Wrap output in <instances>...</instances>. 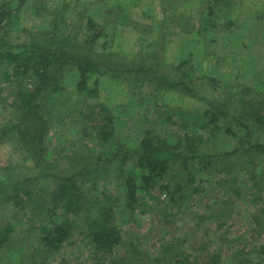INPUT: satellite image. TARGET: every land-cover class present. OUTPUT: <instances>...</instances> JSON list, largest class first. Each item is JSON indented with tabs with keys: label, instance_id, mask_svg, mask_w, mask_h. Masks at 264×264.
Instances as JSON below:
<instances>
[{
	"label": "trees",
	"instance_id": "1",
	"mask_svg": "<svg viewBox=\"0 0 264 264\" xmlns=\"http://www.w3.org/2000/svg\"><path fill=\"white\" fill-rule=\"evenodd\" d=\"M25 1L0 0V112L6 114L0 144L30 163L21 169L8 162L0 166V205L29 212V244L25 247L13 233L10 220L0 224V262L43 264L62 247L80 243L90 249L92 264H264V83L261 90L237 84L223 96L215 94L217 81L201 74L199 79L209 82L212 91L210 97L199 95L189 86L195 81L190 65L181 70L189 60H180L168 71L158 55L121 58L106 50L107 40L99 42L103 31H95L93 17L83 28L74 23L59 29L58 22L53 23L50 31L32 32L26 42L14 44L13 18ZM230 1H206L199 18L205 32L206 26L218 28L216 11ZM167 3L170 8L153 26L158 40L174 25L191 31L189 23L179 22L177 5ZM126 18L122 14L119 20ZM259 21L264 29V8ZM224 24L228 28L232 22ZM100 78L121 80L128 96L166 90L203 99L206 108L179 114L184 131L173 142L171 132L153 128L132 141L120 139L108 108L88 101L98 96ZM167 109H158L162 116L157 117L174 123L173 115L165 116ZM63 134L67 137L62 142ZM217 137L229 138L234 146L220 152L213 142ZM49 138H56L52 151ZM65 148L74 149L73 154L67 155ZM60 158L65 163H59ZM108 183L112 193L105 188ZM208 187L220 192L190 214V226L216 222L213 251H197L194 239L187 245L184 236L161 238L157 253L141 249L140 240L124 242L118 218L136 221L138 213L156 210L155 218L171 219L174 209L190 208V201ZM154 188L165 197H152L155 204H149L145 195ZM246 196V203L258 205V210L243 234L232 235L229 221Z\"/></svg>",
	"mask_w": 264,
	"mask_h": 264
},
{
	"label": "rangeland",
	"instance_id": "2",
	"mask_svg": "<svg viewBox=\"0 0 264 264\" xmlns=\"http://www.w3.org/2000/svg\"><path fill=\"white\" fill-rule=\"evenodd\" d=\"M171 4L177 5L174 9L176 16H179V22L183 25L189 23L190 32L180 29L174 25L172 31L162 33L164 37L158 40V31L153 28L161 20V16L168 11ZM26 0L17 8V2H12L11 6L15 11L13 18V30L10 34L11 42L14 44L24 43L28 36L33 33H43L51 30L53 23L58 22L59 29L67 28L72 24H80L82 28L88 17L94 18L95 31L102 30L103 36L99 42L107 40L105 48L117 56L131 60L137 54L144 57H157L169 68L174 67L180 60H189L181 70L190 65V76L194 83L189 85L199 95L210 97V85L205 79H199L201 74L213 77L217 81L216 93L225 95L231 92V89L237 84L244 83L253 85L260 90L264 83V29L259 21V14L264 8V0H231L230 5L221 6L220 11H216L215 21L217 29L206 26V32L203 24L199 21L201 10L205 8L207 0ZM212 2V1H211ZM222 4V3H220ZM126 15L125 21H121L120 16ZM185 16V17H182ZM59 17L61 19L59 20ZM187 17V18H186ZM227 20L232 22L231 27L224 28ZM105 24L101 27L100 25ZM151 28L152 31H151ZM204 30V31H202ZM33 32V33H32ZM37 34V35H38ZM99 47V46H98ZM156 52V54H146ZM175 70L173 69V72ZM171 72V73H173ZM199 79L200 81H198ZM99 94L91 98L90 103L99 102L104 104L112 114L115 124V134L120 139L130 141L137 138L139 132L147 128H153L157 132H171V142L176 136H180L184 131L179 127V114L193 111H203L206 108L207 101L197 97H187L178 93H163L142 91L138 95L128 96L125 91L124 83L119 79H102L99 81ZM4 94L7 96L8 92ZM212 91V90H211ZM191 96V95H190ZM10 100V97L6 100ZM167 105L168 109L165 116L173 115L174 123H167L158 118L159 113ZM6 116L0 112V123ZM162 116V115H160ZM69 124V122L65 121ZM66 124V125H67ZM174 127V128H173ZM51 135V134H50ZM67 134H63L62 142ZM59 136V135H58ZM224 137V136H223ZM228 139L227 142L226 140ZM232 140V138H231ZM56 138L47 140L48 147L52 151L53 142ZM233 141V140H232ZM79 142V141H78ZM77 142V147L79 143ZM215 147L229 150L234 143L229 138L217 137L213 141ZM234 142V141H233ZM75 148V147H74ZM74 149L65 148L64 152L73 154ZM64 153V154H65ZM75 155V154H74ZM55 157V156H54ZM63 158V157H62ZM60 158L59 163H65V159ZM10 163L16 169L29 166L30 163L19 157L18 153H13L6 145L0 144V166ZM114 176V175H112ZM111 181L113 180L110 177ZM110 182V181H109ZM108 192L113 189L111 184H106ZM112 189V190H111ZM218 187H208L206 192L199 194L190 201V208L178 211L171 215V219L165 217L155 218L156 213L149 211L144 214H137L136 221H126L117 219L119 230L123 236L124 242L140 240L143 243V250L147 252H158V243L165 237L186 238L187 245L192 244L202 253H208L214 250L216 239L214 229L216 222L207 220L198 222L195 226H190L193 222L190 214L201 209L206 202H211L217 194ZM161 200L165 196L159 193L158 188H154L151 193L145 195V200L149 204H155L152 198ZM243 200H246L243 202ZM248 196L238 201L235 207L234 218L230 222L232 235L243 234L247 225H252L250 216L257 212L258 205L247 204ZM151 212H154L151 213ZM156 213V214H155ZM159 216V215H157ZM252 217V216H251ZM30 218L28 211H21L19 208H13L7 204L0 205V224L10 220L13 223L14 234L22 240L26 247L29 244V237L25 235ZM197 220V219H196ZM249 221V222H248ZM251 221V223H250ZM176 223V226L172 225ZM251 231V230H249ZM12 233V234H13ZM136 235V237H135ZM257 236L256 234H254ZM208 237L209 241L203 242ZM191 238L194 240L192 241ZM252 242H254L252 240ZM207 246V247H206ZM4 260L0 262L3 264ZM92 254L90 249L83 244L75 243L59 249L53 255L44 261L43 264H92ZM9 264H17L15 260ZM38 264H41L39 262Z\"/></svg>",
	"mask_w": 264,
	"mask_h": 264
}]
</instances>
